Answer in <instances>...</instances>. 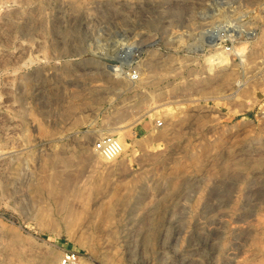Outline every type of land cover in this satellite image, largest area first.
<instances>
[{
	"label": "rangeland",
	"instance_id": "rangeland-1",
	"mask_svg": "<svg viewBox=\"0 0 264 264\" xmlns=\"http://www.w3.org/2000/svg\"><path fill=\"white\" fill-rule=\"evenodd\" d=\"M67 253L264 264V0H0V264Z\"/></svg>",
	"mask_w": 264,
	"mask_h": 264
},
{
	"label": "built area",
	"instance_id": "built-area-1",
	"mask_svg": "<svg viewBox=\"0 0 264 264\" xmlns=\"http://www.w3.org/2000/svg\"><path fill=\"white\" fill-rule=\"evenodd\" d=\"M161 122L158 121V125ZM94 149L99 152V154L105 159H115L122 153V146L118 139L110 134H105L101 136L95 143ZM75 259L74 253H67L65 257H63L61 263L69 264Z\"/></svg>",
	"mask_w": 264,
	"mask_h": 264
},
{
	"label": "bare ground",
	"instance_id": "bare-ground-1",
	"mask_svg": "<svg viewBox=\"0 0 264 264\" xmlns=\"http://www.w3.org/2000/svg\"><path fill=\"white\" fill-rule=\"evenodd\" d=\"M123 118L124 117H122L121 119H123ZM117 123H119V120L114 123V126L113 127H111V131H110L111 133H113L114 129H116L118 127L117 126ZM117 139L120 141L122 147L124 148L125 147V143L123 142V140L121 139V137H118ZM96 153H99V152L96 151ZM53 174H54V177H53L52 182H51V185H50V191H51V193L54 196H58V195H61V192L63 193V190L65 189L64 188V184L66 182V179H67V182H68V178L65 179L63 177H60V175H58L55 172ZM67 182H66V184H67Z\"/></svg>",
	"mask_w": 264,
	"mask_h": 264
}]
</instances>
